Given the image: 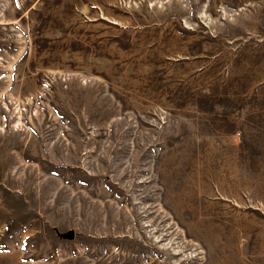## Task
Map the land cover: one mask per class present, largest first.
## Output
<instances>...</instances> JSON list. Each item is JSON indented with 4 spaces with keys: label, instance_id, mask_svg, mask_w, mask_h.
I'll list each match as a JSON object with an SVG mask.
<instances>
[{
    "label": "rangeland",
    "instance_id": "374dc122",
    "mask_svg": "<svg viewBox=\"0 0 264 264\" xmlns=\"http://www.w3.org/2000/svg\"><path fill=\"white\" fill-rule=\"evenodd\" d=\"M0 264H264V0H0Z\"/></svg>",
    "mask_w": 264,
    "mask_h": 264
},
{
    "label": "water",
    "instance_id": "95a60500",
    "mask_svg": "<svg viewBox=\"0 0 264 264\" xmlns=\"http://www.w3.org/2000/svg\"><path fill=\"white\" fill-rule=\"evenodd\" d=\"M69 235L71 236V235H72V233H69Z\"/></svg>",
    "mask_w": 264,
    "mask_h": 264
}]
</instances>
